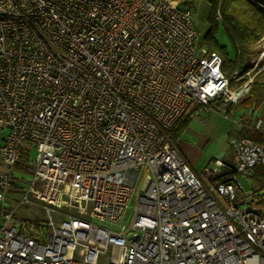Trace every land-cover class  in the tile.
Instances as JSON below:
<instances>
[{"label":"built area","instance_id":"2783aa9c","mask_svg":"<svg viewBox=\"0 0 264 264\" xmlns=\"http://www.w3.org/2000/svg\"><path fill=\"white\" fill-rule=\"evenodd\" d=\"M199 39L186 0H0V264H264V186L239 179L264 105L227 116L233 162L196 172L169 137L253 81ZM29 196L45 223L15 216Z\"/></svg>","mask_w":264,"mask_h":264},{"label":"trees","instance_id":"16d2710c","mask_svg":"<svg viewBox=\"0 0 264 264\" xmlns=\"http://www.w3.org/2000/svg\"><path fill=\"white\" fill-rule=\"evenodd\" d=\"M206 1L209 7L206 15L207 28L205 33H200L199 42L205 45L208 51L217 52L221 56V69L225 76H230L235 71L243 74L252 67V63L258 54L255 46L264 40V4L260 0ZM186 4L195 10V1L186 0ZM217 13L220 14V20L216 18ZM218 25L223 27L233 48L231 56L228 55L225 46L218 44L213 37ZM262 63L263 60H260L259 65ZM239 105L250 108H258L264 105V68L254 78ZM190 118L187 115H182L176 126L169 132L173 145ZM252 169H254L253 173L257 169L259 178L264 179V164L255 165ZM262 187L252 189L256 194H260Z\"/></svg>","mask_w":264,"mask_h":264},{"label":"crops","instance_id":"0c3cea01","mask_svg":"<svg viewBox=\"0 0 264 264\" xmlns=\"http://www.w3.org/2000/svg\"><path fill=\"white\" fill-rule=\"evenodd\" d=\"M248 109L250 107L241 105L203 108L182 128L174 143L175 147L196 172L201 171L203 166L214 158L233 162L235 157L231 140L238 139L245 134L237 127L230 130L232 125L228 117ZM15 176H18L17 172ZM17 194V192L10 191L0 202V207L9 208L17 200Z\"/></svg>","mask_w":264,"mask_h":264},{"label":"rangeland","instance_id":"374dc122","mask_svg":"<svg viewBox=\"0 0 264 264\" xmlns=\"http://www.w3.org/2000/svg\"><path fill=\"white\" fill-rule=\"evenodd\" d=\"M195 23H196V27L197 29L200 31L201 34L206 32V28H207V22H206V15L208 13V3L206 0H196L195 1ZM213 37L216 39V41L218 42V44L225 46V49L228 53L229 56L232 55L233 53V48L227 38V35L223 29V27L221 25H218L217 29L214 31L213 33ZM263 42V41H262ZM262 42L260 44H262ZM258 44L255 46L256 51H258L257 56L254 59V62L252 63V65H256V67L254 68V71L252 73H250V75H254L253 76V80L255 77H257L263 70V68L261 67V65H259V62L261 59L258 60L259 56H262V46ZM260 58V57H259ZM253 82V81H252ZM252 84V83H251ZM234 84H231V86H233ZM212 108L218 107L217 104H213L211 105ZM210 107V106H209ZM231 115V114H230ZM258 133L254 132V134L248 136L250 139H257L258 140ZM224 149V148H222ZM35 154V150L34 148H32L30 150V156L33 157ZM221 159V158H219ZM17 168V167H16ZM18 170L22 171V176H25L24 178L22 177V182L17 185V186H12V190H26L27 188V184H28V171L25 167V164L20 163L18 164ZM254 169L250 170V173L248 174H239V179L240 182L242 183L243 187L248 190L250 188H255V189H259L262 187V185H264V179H260L259 177V173L258 170L256 169L255 172L253 173ZM20 174V175H21ZM18 175V178L21 179V176ZM30 200L33 202L32 205H28V204H22L20 205V207L17 209V211L15 212V216L16 217H25V218H30V219H35L40 223H45V218L44 215L39 207V202L34 198V196H29ZM134 203V199L133 197L131 198L128 208L130 209L132 207ZM1 211V209H0ZM129 216V214H128ZM127 218H123L122 220H120V222L118 224L114 225V228H118L121 224H125L127 223Z\"/></svg>","mask_w":264,"mask_h":264},{"label":"bare ground","instance_id":"6f19581e","mask_svg":"<svg viewBox=\"0 0 264 264\" xmlns=\"http://www.w3.org/2000/svg\"><path fill=\"white\" fill-rule=\"evenodd\" d=\"M263 52H262V54H264V48H263V50H262Z\"/></svg>","mask_w":264,"mask_h":264},{"label":"water","instance_id":"95a60500","mask_svg":"<svg viewBox=\"0 0 264 264\" xmlns=\"http://www.w3.org/2000/svg\"><path fill=\"white\" fill-rule=\"evenodd\" d=\"M263 43H264V41H263ZM264 48V46H262V49Z\"/></svg>","mask_w":264,"mask_h":264}]
</instances>
